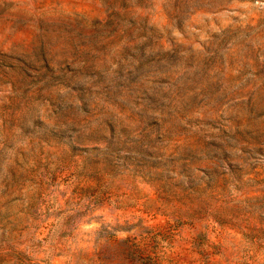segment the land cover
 Listing matches in <instances>:
<instances>
[{
  "label": "rangeland",
  "instance_id": "1",
  "mask_svg": "<svg viewBox=\"0 0 264 264\" xmlns=\"http://www.w3.org/2000/svg\"><path fill=\"white\" fill-rule=\"evenodd\" d=\"M0 264H264V0H0Z\"/></svg>",
  "mask_w": 264,
  "mask_h": 264
}]
</instances>
